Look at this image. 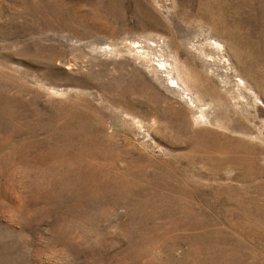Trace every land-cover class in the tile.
Instances as JSON below:
<instances>
[{"label": "rangeland", "instance_id": "1", "mask_svg": "<svg viewBox=\"0 0 264 264\" xmlns=\"http://www.w3.org/2000/svg\"><path fill=\"white\" fill-rule=\"evenodd\" d=\"M98 1L0 0V264H264V0Z\"/></svg>", "mask_w": 264, "mask_h": 264}, {"label": "bare ground", "instance_id": "2", "mask_svg": "<svg viewBox=\"0 0 264 264\" xmlns=\"http://www.w3.org/2000/svg\"><path fill=\"white\" fill-rule=\"evenodd\" d=\"M40 1H41V0H40ZM103 1H104V0H103ZM109 1H110V0H109ZM112 1H113V0H112ZM30 2H31V1H30ZM97 2H98V3H101V2L98 1V0H97ZM105 2H106V1H105ZM61 3H62V2H61ZM90 3H91V2H90ZM94 3H95V2H94ZM106 3H108V2H106ZM106 3L102 2V5H106ZM111 3H113V2H111ZM23 4H24V3H23ZM35 4H36V3H35ZM37 4H38V3H37ZM37 4H36V5H37ZM44 4H45V3H44ZM66 4H67V3H66ZM113 4H114V3H113ZM31 5H32V4H31ZM59 5H60V3H59ZM68 5H69V4H68ZM102 5H101V6H102ZM115 5H116V4H115ZM115 5H111V6H115ZM28 6H29V5H28ZM34 6H35V5H34ZM93 6H96V4L93 5ZM93 6H92V7H93ZM23 7H24V6H23ZM90 7H91V6H90ZM92 7H91V8H92ZM98 7H99V6H98ZM50 8H51V7H50ZM59 8H60V7H59ZM99 8H100V7H99ZM104 8L106 9L105 6H103V9H104ZM29 9H30V8H28L27 10H29ZM31 9L34 10V9L32 8V6H31ZM92 9H93V8H92ZM92 9H91V10H92ZM96 9H97V8H96ZM114 9H115V7H114ZM35 10H36V9H35ZM93 10H94V9H93ZM29 11H31V10H29ZM29 11H28V12H29ZM33 12H34V11H33ZM93 12H94V11H93ZM102 12H103V11H102ZM105 12H106V10H105ZM113 13H114V12H113ZM33 14H34V13H33ZM28 15L30 16V14H28ZM34 16H35V15H34ZM59 16H60V15H58L57 19L59 18ZM35 18H36V17H35ZM61 18H62V16H60V18L58 19L59 22H60ZM57 19H56V20H57ZM61 21H62V20H61ZM57 24H58V23H57ZM77 25H78V24H77ZM64 26H65V25H64ZM54 27H55V26H54ZM74 30H75V29H74ZM201 113H202V112H201ZM204 113H205V112H204ZM8 114H9V113H8ZM204 116H205V119H206V121H207L208 118H206V114H204ZM204 116H203V117H204ZM203 117H198V118H203ZM198 118H197V119H198ZM200 120H201V119H200ZM202 120H203V119H202ZM15 149H17V148H15ZM23 150H24V149H23ZM29 153H30V152H29ZM21 154H23V153H21ZM68 157H69V156H68ZM57 244H58V243H57Z\"/></svg>", "mask_w": 264, "mask_h": 264}]
</instances>
